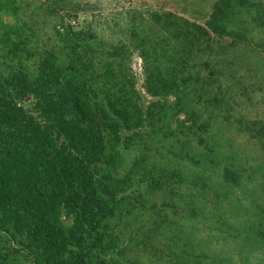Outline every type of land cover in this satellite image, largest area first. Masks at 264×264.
Listing matches in <instances>:
<instances>
[{"label": "rangeland", "instance_id": "374dc122", "mask_svg": "<svg viewBox=\"0 0 264 264\" xmlns=\"http://www.w3.org/2000/svg\"><path fill=\"white\" fill-rule=\"evenodd\" d=\"M256 1L264 18V0ZM220 2L0 0L2 79L19 70L31 78L51 57L63 69L73 63L90 88L111 97L120 90L124 95L123 89L136 103L130 112L135 121L120 134L126 164L110 182L124 197L123 210L103 222L91 242L106 264H264V246L248 244L250 233L264 230L259 221L264 216V29L247 9L238 18L245 21L242 36L216 35L210 22ZM215 42L216 51L209 54L207 45ZM166 46L182 49L184 59L189 55L184 64L191 85H222L224 102L215 121L195 89L189 95L185 91L184 103L192 101L193 120L180 112L175 97L148 92L143 53L161 60ZM24 105L29 108L32 102ZM218 131L225 153L219 167L211 144L199 136ZM192 152L205 161L199 170L185 157ZM226 165L234 171L229 177ZM163 177L172 185L166 192L149 186ZM199 189L208 195L207 202L197 199ZM222 195L227 200L222 202ZM73 221L63 213L59 225L69 232ZM76 250L62 248L57 259L69 263ZM31 255L26 244L0 231V264H33Z\"/></svg>", "mask_w": 264, "mask_h": 264}, {"label": "trees", "instance_id": "16d2710c", "mask_svg": "<svg viewBox=\"0 0 264 264\" xmlns=\"http://www.w3.org/2000/svg\"><path fill=\"white\" fill-rule=\"evenodd\" d=\"M247 9L258 16L257 26L264 29V18L259 15L262 5L256 0H221L210 27L218 36H242L245 21L238 18ZM207 48L209 54L215 52L216 42ZM181 50L166 46L159 55L161 60L143 53L146 88L154 96L175 97L180 112L191 120L194 107L191 100L184 106L185 91H190L189 95L195 89L208 110V118L215 121L222 112L220 94L225 91L220 84L213 89L198 81L191 85L192 74L184 64L190 57L184 59ZM218 56L215 54V59ZM52 59H45L31 78L20 70L9 80L0 77V231H6L12 241L26 244L33 264H106L105 258L93 252L91 242L103 222L123 210L124 197L118 195V185L110 182L126 164L120 134L135 121L130 112L136 111V103L123 89L124 95L120 90L119 96L111 97L108 91L103 94L98 88H90L80 81L73 63L63 69ZM174 63V68L170 67ZM92 94L94 99H90ZM28 100L32 106L26 108ZM203 133L199 136L211 144L214 164L221 166L225 157L223 135L220 131ZM199 155L185 153L187 161L198 170L205 162ZM227 166L224 171L229 177L234 171ZM170 182L163 177L149 186L166 192L172 187ZM193 183L197 186V181ZM132 186L129 184L122 192ZM199 190L197 199L207 202L208 195ZM222 196V202L227 200ZM63 213L74 217L69 232L59 225ZM259 221L264 223V216ZM263 241L264 230L248 236L251 246H264ZM71 246L77 250L69 263L57 259L62 248Z\"/></svg>", "mask_w": 264, "mask_h": 264}]
</instances>
